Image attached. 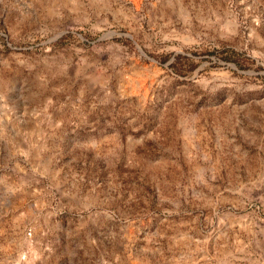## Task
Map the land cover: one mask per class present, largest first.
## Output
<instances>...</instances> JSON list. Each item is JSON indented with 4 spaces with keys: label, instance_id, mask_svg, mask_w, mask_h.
<instances>
[{
    "label": "rangeland",
    "instance_id": "374dc122",
    "mask_svg": "<svg viewBox=\"0 0 264 264\" xmlns=\"http://www.w3.org/2000/svg\"><path fill=\"white\" fill-rule=\"evenodd\" d=\"M0 264H264V0H0Z\"/></svg>",
    "mask_w": 264,
    "mask_h": 264
}]
</instances>
